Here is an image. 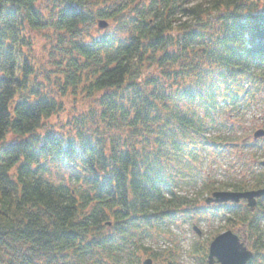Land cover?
Returning a JSON list of instances; mask_svg holds the SVG:
<instances>
[{"label": "trees", "instance_id": "16d2710c", "mask_svg": "<svg viewBox=\"0 0 264 264\" xmlns=\"http://www.w3.org/2000/svg\"><path fill=\"white\" fill-rule=\"evenodd\" d=\"M262 103L264 0H0V264H181L195 217L264 264V198L199 206L264 187L242 119Z\"/></svg>", "mask_w": 264, "mask_h": 264}, {"label": "rangeland", "instance_id": "374dc122", "mask_svg": "<svg viewBox=\"0 0 264 264\" xmlns=\"http://www.w3.org/2000/svg\"><path fill=\"white\" fill-rule=\"evenodd\" d=\"M198 1H202V2H207V0H198ZM110 23V22H109ZM110 24L106 29H101L99 28V26H97L95 24L94 27H92L91 29L94 30V33L96 34H101L103 33V31H109L111 30V28H113V26L110 28ZM100 32V33H99ZM44 42V41H42ZM35 46L37 47L34 52L35 55H42L45 51V49H43V46L41 45L40 47H38L41 42L40 41H34ZM48 47V44L46 45ZM36 62H40L39 60H37ZM43 62V61H42ZM41 63V62H40ZM65 106L66 107H72L73 106V101L75 100L73 95H69L67 97H65ZM245 122V135H249L250 138H253V135L255 134V132H257L258 130L264 129V104L262 103L261 106L257 107V108H253L251 111L245 113L243 115L242 118ZM65 120V116L62 115L60 118L57 116H54L53 118H51L49 120V123H52V127L51 129H56V130H60V132H64L65 129L63 128V126L61 125L66 124L64 122ZM62 121V123H61ZM74 125L70 126L73 127ZM69 127V126H67ZM75 127V126H74ZM45 131V130H42ZM247 159L251 158V156L248 154L246 155ZM223 161H225L224 159H222ZM233 163H236V160H233ZM224 164V163H223ZM223 182H227V180H223ZM199 188H198V192H199ZM196 193V192H195ZM207 196H210L209 194H204L203 198L199 199V203L203 204L205 203V199L207 198ZM207 207V206H205ZM210 208H206L207 212L209 211H213L216 208V205L214 206H209ZM200 219L199 217H195L192 221V223H183L180 227V229H175V232H177V237L180 241L181 244V251H182V255L183 257L181 258V264H200V256L202 255V253L199 252H195V246L200 244V248L203 247L204 245H208V243L215 238L217 235L221 234L224 231L229 230L230 228H227V226L225 225V221L223 219H211L209 218L208 221ZM193 224H198V226L201 228L202 230V236L197 235L193 230H192V225ZM243 227V226H242ZM234 232L238 233L242 240H245V243L247 244L248 240L246 241L245 239V232L244 230L240 227L237 226L234 229H231ZM209 239V241H208ZM173 244L172 243H163L161 241H152V242H147L146 246L150 247L152 250H155L158 253V257H162L161 255L163 254L162 251H166L167 248H171ZM194 255H191L193 254ZM196 256V258H195ZM147 258V257H145ZM155 259V258H154ZM160 261V260H159ZM155 264H160L157 260L154 262Z\"/></svg>", "mask_w": 264, "mask_h": 264}, {"label": "water", "instance_id": "95a60500", "mask_svg": "<svg viewBox=\"0 0 264 264\" xmlns=\"http://www.w3.org/2000/svg\"><path fill=\"white\" fill-rule=\"evenodd\" d=\"M99 28L106 29L109 22L100 20ZM264 136V130L255 132L254 137L258 139ZM264 196V189L234 192V191H218L207 200L208 203L217 202L224 203L228 201L240 202L242 198L248 200V205L255 209L257 198ZM195 230L201 234L200 230L195 226ZM253 252L247 248L244 242H241L240 237L233 231L228 230L216 236L210 245L208 264H246L252 257ZM143 264H153V260L148 258Z\"/></svg>", "mask_w": 264, "mask_h": 264}]
</instances>
